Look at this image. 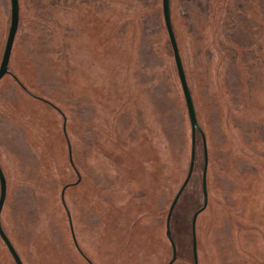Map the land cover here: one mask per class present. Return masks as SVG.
<instances>
[{"label": "rangeland", "instance_id": "obj_1", "mask_svg": "<svg viewBox=\"0 0 264 264\" xmlns=\"http://www.w3.org/2000/svg\"><path fill=\"white\" fill-rule=\"evenodd\" d=\"M171 13L208 152L199 264H264V0H171ZM10 22L0 0V64ZM9 70L1 220L23 263L168 264L192 132L162 0H20ZM204 163L197 132L175 264H194ZM0 264H16L1 237Z\"/></svg>", "mask_w": 264, "mask_h": 264}, {"label": "water", "instance_id": "obj_2", "mask_svg": "<svg viewBox=\"0 0 264 264\" xmlns=\"http://www.w3.org/2000/svg\"><path fill=\"white\" fill-rule=\"evenodd\" d=\"M163 3V16H164V21L165 25L168 31V35L170 38V42L172 45V49L174 52V58L176 62V67H177V72L178 76L180 79V83L182 86V90L184 93L185 101H186V106L188 110V116L191 124V132H192V146H191V160H190V166H189V171L188 174L180 187L179 191L177 192L171 206L168 212L167 216V237L170 240L172 244V250H173V256L172 259L169 261L168 264H174L175 261L177 260V245L175 240L173 239L172 236V230H171V220H172V215L174 212V209L178 203L179 198L181 197L182 193L184 192L186 186L188 185L193 171H194V166H195V159H196V135L197 132L202 134L203 140H204V148H205V163H204V169H203V177H202V187H203V194H204V205L201 209H199L193 216L192 219V248H193V259H194V264H199V257H198V242H197V218L200 213H202L209 202V193H208V180H207V172H208V152H207V144H206V137L205 134L198 122V117H197V112L194 104V100L191 94V90L188 84L187 76L185 73L182 57L180 54L178 42L176 39V35L174 32L173 28V23H172V17H171V8H170V0H162ZM19 22H20V2L19 0H11V22H10V28H9V33L5 45V50L3 53L2 61L0 64V81L7 75L10 74L9 70V64H10V59H11V54L12 50L14 47V42L18 33V28H19ZM19 84L20 81L17 77H14ZM21 86L25 88L22 84ZM26 89V88H25ZM64 130H66V127L64 126ZM69 151H70V158L71 161V148L69 146ZM80 180V179H79ZM7 197V180L6 176L4 174V171L0 165V237L4 241L5 245L7 246L8 250L10 251L11 255L13 256L16 264H24L19 253L17 252L16 248L14 247L13 243L9 239L8 235L3 229L2 226V211L5 205ZM63 197V202H64V191L62 194ZM69 214V219H70V225H71V230L73 234V238L75 240V243L78 246L75 233L73 230V225L71 221V216Z\"/></svg>", "mask_w": 264, "mask_h": 264}, {"label": "trees", "instance_id": "obj_3", "mask_svg": "<svg viewBox=\"0 0 264 264\" xmlns=\"http://www.w3.org/2000/svg\"><path fill=\"white\" fill-rule=\"evenodd\" d=\"M19 2H20V0H19ZM170 8H171V0H170ZM171 17H172V13H171ZM172 23H173V21H172ZM170 39V38H169ZM194 172V171H193ZM193 175V174H192ZM191 180V179H190ZM207 180H208V177H207ZM190 182V181H189ZM189 184V183H188ZM188 186V185H187ZM186 186V187H187ZM186 189V188H185ZM183 194V193H182ZM182 196V195H181ZM181 198V197H180ZM180 198H179V200H180ZM179 200H178V202H179ZM178 204V203H177ZM176 207H177V205H176ZM176 207H175V209H176ZM175 209H174V212H175ZM174 212H173V214H174ZM172 216H174V215H172ZM173 218V217H172ZM172 226H173V220H171V230H172ZM177 245V244H176ZM177 260H178V246H177ZM177 260L175 261V263L177 262ZM174 263V264H175Z\"/></svg>", "mask_w": 264, "mask_h": 264}]
</instances>
